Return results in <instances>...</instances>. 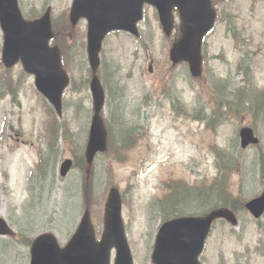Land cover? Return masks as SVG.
<instances>
[{
    "label": "rangeland",
    "instance_id": "rangeland-1",
    "mask_svg": "<svg viewBox=\"0 0 264 264\" xmlns=\"http://www.w3.org/2000/svg\"><path fill=\"white\" fill-rule=\"evenodd\" d=\"M212 1L218 19L204 40L200 78H191L185 63H173L169 58L171 42L180 26L176 12L171 37L163 34L157 13L150 6L144 7L139 37L125 32L106 36L99 54L102 73L98 72V77L101 82L106 77L108 88L101 115L110 120L115 117L128 120L136 115L142 134L128 149L124 160L103 155L95 160L91 173L83 165L82 171L73 168L61 178L59 166L64 159L76 161L81 154L84 156L93 114L89 86H81L76 92L70 90L90 69L86 54L87 24L84 19L70 24L68 16L73 0H19L25 15H40L50 8L52 20H65L69 27L67 36L55 27L54 33L63 40L65 37L61 56L70 81L63 95L62 114H55L60 129L55 142L56 158L52 161L54 155L51 156L48 174L38 180L34 171L38 153L41 148L45 152L49 138L52 140L47 101L35 89L33 76L25 74L20 63L7 70L0 59V77L4 81L10 78L12 86L20 85L17 102L9 96L0 101V217L15 232L13 238L0 237V264H29L30 246L24 242L39 233H54L64 246L87 207L99 239L104 203L112 186L118 187L122 194V219L134 264H152L151 249L159 221L149 217L148 202L166 193L167 182L201 185L218 177L215 147L219 151L227 149L236 157V168L229 172L231 194L245 201L261 194L264 176L260 175L257 161L264 155V110L256 117L242 109L236 115H225L213 128L179 111L202 112L210 120L213 118L207 116L213 107L225 98L230 100L235 88L247 89L249 96H258L257 92L264 90V0ZM2 42L0 30V58ZM242 59L250 62L247 77L237 69ZM116 90L122 95L120 98ZM258 99L254 101L262 100ZM242 126L252 127L260 142L238 151L237 135ZM235 137L237 140L232 141ZM44 152L48 158L49 154ZM89 176L93 177L95 191L88 193L90 183L86 181L81 196L80 185ZM67 197H72L70 205L66 204ZM207 202L202 199L182 207L196 208L197 204ZM238 221L236 227L225 222L215 224L200 257L201 264L246 261L264 264V216L256 223L243 210ZM113 258L114 252L111 264Z\"/></svg>",
    "mask_w": 264,
    "mask_h": 264
},
{
    "label": "water",
    "instance_id": "water-1",
    "mask_svg": "<svg viewBox=\"0 0 264 264\" xmlns=\"http://www.w3.org/2000/svg\"><path fill=\"white\" fill-rule=\"evenodd\" d=\"M156 8L163 32L170 35L173 29L174 8L181 20L180 38L169 52L174 63L185 61L193 77L201 74V43L212 28L216 12L210 0H73L69 19L72 25L84 17L87 20V55L94 73L90 81L93 116L89 128L85 158L88 167L94 156L106 149V131L100 116L104 104V90L95 75L99 66L98 53L108 32L123 30L138 35L136 24L142 19L144 4ZM0 27L4 33L2 62L11 67L21 60L26 72L35 75L37 89L61 114V96L68 84L60 52L50 47L53 36L50 9L36 20L26 21L17 0H0ZM151 71V66H149ZM242 148L258 143L250 127L239 131ZM72 166L70 159L60 165V175L65 176ZM264 186V184H263ZM255 217L264 213V189L261 195L246 203ZM121 197L118 188L111 187L104 204L103 231L99 240L86 208L79 223L65 246L61 247L52 232L37 235L30 246L29 264H110L111 251H115L113 264H133L121 218ZM225 219L237 224L234 214L227 209H213L201 216H182L164 221L158 228L151 253L153 264H200L198 257L203 250L212 223ZM0 235H14L8 224L0 218Z\"/></svg>",
    "mask_w": 264,
    "mask_h": 264
},
{
    "label": "trees",
    "instance_id": "trees-1",
    "mask_svg": "<svg viewBox=\"0 0 264 264\" xmlns=\"http://www.w3.org/2000/svg\"><path fill=\"white\" fill-rule=\"evenodd\" d=\"M230 23L233 24L232 21H230ZM53 26L56 28L58 32H62V33L64 32V34L67 36V30L69 29V27L68 25H66L65 20H63V22L60 21L55 22L54 20ZM233 36H235L234 32H233ZM64 42H65V37L63 40L62 38H60V35L55 36L54 43H56L59 46L62 52L65 51ZM237 69L242 70L246 77L249 74V69L247 65L244 68L241 65H238ZM90 75L91 72L89 69L88 74L83 76L84 77L83 80L77 86L75 87L73 86L70 90L76 92L81 89V86L86 87L88 85ZM9 80L10 78H8L7 81L6 80L4 81L3 78H1L0 80V99L5 94H11L12 99L13 100L16 99V94H17L16 88L9 83L10 82ZM102 82L104 87L108 89L106 77L105 79H102ZM217 91L220 93L221 90L219 89V87L217 88ZM115 93H117V90ZM117 94H118L117 96L118 98L122 96L120 92ZM258 94L259 97L263 98L264 91ZM255 98L256 96L254 95L249 96L247 89L235 88L230 100H227V98H225L224 102L222 101L220 105L213 107L211 113L209 114V116H207L209 118H213L210 120H207L206 117L202 114V112L189 113L182 110L179 111L182 115H188L191 116L192 118L201 119L205 121V124L208 127L213 128L214 124H216L217 121H222L225 119V115H229L232 113L236 115L242 109L251 111L256 116V114H258L259 111L264 110V100L255 102L254 101ZM222 108H225L224 110L225 112H222ZM174 109L177 110L176 106L174 107ZM193 109L195 108L192 107V110ZM132 117H133L132 119H128V120L127 119L123 120L118 117H115V119L106 121L107 131H108L107 133L108 147L105 152V155L110 154L113 158L115 157L116 159H118L117 161L126 158V152L137 142V139L142 134L141 128L137 126L138 122L136 120V115H132ZM55 118L56 117L53 111L49 109V119H50L49 132L51 131L52 140L49 138L50 141L48 140L49 141L47 147L48 150L46 149V151L44 152L49 154V157L45 158L42 152L39 157V163L34 169L36 175L35 177H38V180L45 178L47 172L46 169L49 166V164L50 165L52 164L50 159L51 156L54 155L52 161H54V159L56 158L55 142L59 127ZM213 152L216 154L217 167L219 168L218 177L214 178L213 181H211L208 184H201V185H189L183 181L167 182L165 184V188L167 189L166 193L161 198L154 197L148 202L147 212L149 217L161 223L166 219L180 215L203 214L209 208H213V207H224V208L226 207L231 209L235 213H239L241 210L244 209L243 199L237 196H233L228 189L229 172L236 168L235 167L236 157L232 153H230L227 149L219 151L218 148L215 147ZM84 164L85 162L83 156L77 157L76 161L74 162L73 168L82 171L84 168L83 167ZM257 165L259 167V172L261 177L264 176L263 154L260 156V160L257 161ZM34 171L32 173H34ZM93 177H89L88 179L83 180L84 182L80 185L81 196L83 194L82 192L84 191L86 181L88 182V184L90 183V186L88 188V193L90 194L94 193L95 183L93 181ZM71 199L72 197L71 198L67 197L66 204L70 205L69 201H71ZM202 199H206L209 202L205 204H200L199 206L197 204L196 208L182 207L187 202L197 203ZM73 206H75V202L73 203ZM20 237H22V235ZM16 240L19 242L23 241L18 238H16ZM30 241L31 240H27L24 243L29 245ZM3 245L5 247L4 243Z\"/></svg>",
    "mask_w": 264,
    "mask_h": 264
}]
</instances>
